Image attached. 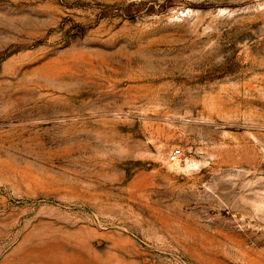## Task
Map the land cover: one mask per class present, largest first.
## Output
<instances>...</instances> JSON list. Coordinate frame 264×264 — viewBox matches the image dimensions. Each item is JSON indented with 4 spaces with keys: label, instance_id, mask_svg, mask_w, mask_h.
Instances as JSON below:
<instances>
[{
    "label": "rangeland",
    "instance_id": "obj_1",
    "mask_svg": "<svg viewBox=\"0 0 264 264\" xmlns=\"http://www.w3.org/2000/svg\"><path fill=\"white\" fill-rule=\"evenodd\" d=\"M0 264H264V0H0Z\"/></svg>",
    "mask_w": 264,
    "mask_h": 264
},
{
    "label": "built area",
    "instance_id": "obj_2",
    "mask_svg": "<svg viewBox=\"0 0 264 264\" xmlns=\"http://www.w3.org/2000/svg\"><path fill=\"white\" fill-rule=\"evenodd\" d=\"M181 155V150L179 148H174L169 152V159L176 160Z\"/></svg>",
    "mask_w": 264,
    "mask_h": 264
}]
</instances>
